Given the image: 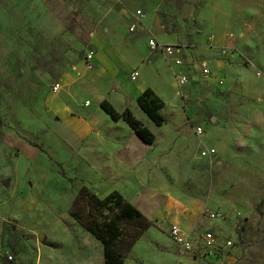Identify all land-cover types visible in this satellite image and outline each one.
<instances>
[{
	"label": "rangeland",
	"instance_id": "obj_1",
	"mask_svg": "<svg viewBox=\"0 0 264 264\" xmlns=\"http://www.w3.org/2000/svg\"><path fill=\"white\" fill-rule=\"evenodd\" d=\"M210 1L0 0V264H104L103 245L72 213L78 212L83 221L91 213L97 220L112 218L90 198L92 193L104 198L107 191L86 183L90 174L80 152L64 153L47 141V131L57 124L48 108V99L57 94L53 85L75 71L86 77L88 55L95 51L93 35L99 30L110 36L127 28L140 19L138 10L149 31L152 24L162 31L161 36L146 33L147 47L150 37L193 46L194 57L215 70L204 49L213 37L203 23ZM226 48L219 58L234 70L252 73L245 84L264 82L263 70L252 68L231 43ZM168 78L163 126L151 121L137 103L130 106L156 140L146 145L136 136L140 165H120L121 173L139 167L137 187L127 184L121 193L143 212L139 219L121 222L118 248L124 264H178L169 226L195 201L202 210L191 234L202 250L210 247L203 235L212 234L215 248L202 252L194 264H264L263 98L238 89L237 82L219 80L206 86L200 80L201 86L181 89L172 73ZM84 90L91 95L94 89L85 85ZM113 91L117 93L114 83L95 91L98 103ZM89 100L91 109L99 107L93 97L84 102ZM108 100L119 112L124 110L114 96ZM119 125L134 134L127 124ZM199 126L206 127L202 137L196 136ZM216 126L230 133L231 146L227 152L204 156L210 141L219 136ZM83 187L89 194L76 201ZM228 241L233 242L229 252L216 250ZM7 254L14 260H1ZM184 260L193 264L190 258Z\"/></svg>",
	"mask_w": 264,
	"mask_h": 264
},
{
	"label": "crops",
	"instance_id": "obj_2",
	"mask_svg": "<svg viewBox=\"0 0 264 264\" xmlns=\"http://www.w3.org/2000/svg\"><path fill=\"white\" fill-rule=\"evenodd\" d=\"M140 22L137 31L133 34L128 31V26L119 28L110 36L97 30L92 39L95 51L90 60L91 68L86 69V77L75 71L67 80L57 81L60 90L48 99L49 111L57 120V124L53 131H47L49 137L47 141L56 143L57 150L64 153L80 152L83 155L82 163L90 174L86 183L95 189L102 187L103 191H107L106 196L115 191L123 192L122 189L127 184L133 188L137 187L139 167H133L130 173H121L119 169L123 164L133 166L135 161L136 166L140 165L138 149L140 147L136 133L130 127L134 134L129 132L128 127L119 125L120 122L127 124L126 122L108 120V114L100 106L91 109L92 100H89L88 104L84 100L93 97V100L97 101L96 97L99 93L95 91H103L113 83L117 93L114 92L115 90L112 93L107 92V96L108 98L114 96L115 103L122 104L124 110L130 109L132 104L137 103L138 98L147 89H153L164 100L162 96H165L169 87L168 77L170 73L173 74V69L163 56L151 51L143 40L147 32L161 36L162 31L153 24L149 27L151 28L149 31L144 20ZM203 23L207 32L213 36L211 42L204 47L205 53L210 58V62L216 65L215 70L211 69L208 77L200 79L203 84L208 86L219 80L227 81L229 85H235L237 82L241 87L238 89L245 88L251 95H259V99L263 98L264 103V82L258 79L257 83H263L262 85L245 84L244 79L249 80L252 73H244L240 68L234 70V66L219 58L227 49L229 42L234 50L243 54L242 58L251 63L252 68L264 71V0L258 3L248 0H212L206 8ZM232 34L233 39L230 38ZM189 52L190 56L197 60L194 57L193 46H189ZM135 70L140 74L136 82L130 78ZM198 81L193 79L187 86L192 88L201 86ZM85 85L95 90L91 93L92 96L84 90ZM217 116L220 120L227 118L226 115ZM218 118L214 117L215 123ZM203 128L206 131V127ZM216 129L219 136L210 141L209 147H215L218 152H227L231 146V135L222 126H216ZM115 156L119 158L116 159ZM112 157L115 159L113 160ZM92 174L97 177H92ZM117 180L119 182H113ZM201 210V202L195 201L191 203L185 215L171 224L175 223L184 231L192 233ZM2 257L1 260H4L6 255Z\"/></svg>",
	"mask_w": 264,
	"mask_h": 264
},
{
	"label": "trees",
	"instance_id": "obj_3",
	"mask_svg": "<svg viewBox=\"0 0 264 264\" xmlns=\"http://www.w3.org/2000/svg\"><path fill=\"white\" fill-rule=\"evenodd\" d=\"M137 104L156 125L163 126L165 124V117L162 115V110L165 106L164 101L153 89L145 90L138 98ZM99 106L114 122H126L146 145H153L155 143L156 137L154 133L149 128L145 127L130 109L119 112L108 100L101 101ZM88 194V188L83 187L80 197H78L76 201L87 197ZM90 198L94 202L97 210L108 211L113 217L97 220L91 213L87 221H83L82 216L78 214V212L72 213V217L77 220L87 232L94 236L96 240L101 242L105 258L104 264H124V254L118 248L124 230L121 226V222L124 220L131 221L139 219L143 217V212L133 204L127 202L125 199L126 197L119 191L110 193L104 198H100V196L92 193Z\"/></svg>",
	"mask_w": 264,
	"mask_h": 264
},
{
	"label": "built area",
	"instance_id": "obj_4",
	"mask_svg": "<svg viewBox=\"0 0 264 264\" xmlns=\"http://www.w3.org/2000/svg\"><path fill=\"white\" fill-rule=\"evenodd\" d=\"M137 17L140 19L136 20L133 24L128 25V31L135 33L141 24L142 18L145 17L141 10L137 11ZM148 45L151 51L159 53L163 56L166 62L173 69V74L179 88L183 89L187 86L193 79L195 81L200 80L201 78L208 77L211 74V68L209 64L204 61L195 60L190 56L189 45H180L179 43H164L158 39L151 37L148 41ZM94 54V53H93ZM93 54L88 55V60H91ZM140 74L138 70L132 72L130 78L132 81L136 82ZM53 90L58 92L60 90V84L58 82L54 83ZM196 136L202 137L205 135V129L203 126H199L196 129ZM216 149L207 148V151L203 152L204 156H214L216 154ZM169 236L175 242L178 247V264H189L184 259L190 258L193 264L198 261L199 255L203 253H210L212 248H215V239L212 234L205 233L203 239L210 244V247L207 249L205 247L203 250L201 244L198 241V237H193L191 232L184 231L179 225L173 223L169 227ZM212 246V247H211ZM233 247V242L228 241L224 245H219L216 247L217 251L225 253L229 252ZM203 252V253H202ZM14 260L13 255L7 254L4 258V261Z\"/></svg>",
	"mask_w": 264,
	"mask_h": 264
}]
</instances>
